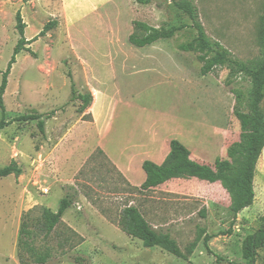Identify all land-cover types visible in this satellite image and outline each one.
<instances>
[{"label": "rangeland", "instance_id": "1", "mask_svg": "<svg viewBox=\"0 0 264 264\" xmlns=\"http://www.w3.org/2000/svg\"><path fill=\"white\" fill-rule=\"evenodd\" d=\"M185 2L197 9L206 35L233 57L246 62L261 56L258 20L264 0H0V82L19 39L17 12L26 39L36 37L26 45L29 51L16 55L3 96L9 123L0 129V168L14 160L26 175L0 177V264H19L22 215L37 234L36 251L51 254L46 264H133L127 248L134 264L246 262L243 239L264 227V147L247 207L239 208L244 192L237 182L256 121L254 86L235 66L218 64L200 74L196 53L179 48L197 35L182 9ZM53 20L56 25L39 34ZM140 23L161 31L186 27L139 46L136 37L146 33H134ZM87 92L92 101L81 109L82 100L72 97ZM261 107L264 112V100ZM238 113L251 117L246 127ZM26 115L40 118L14 120ZM103 138L107 151L124 163L145 144L166 156L178 143L190 161L209 165L214 177L185 168L161 182L165 190L132 187L98 147ZM86 146L82 157L91 154L74 176L64 157ZM71 178L74 184H67ZM24 181L30 193L20 186ZM43 187L49 188L47 195L54 187L63 196L72 193L69 187L77 193L48 236L39 231L46 207L36 199L44 195ZM23 195L31 196L24 204ZM55 202L57 209L59 199ZM128 205L157 231H168L182 250L205 229L212 235V253L202 240L188 260L157 246L144 247L138 239L125 245L118 221ZM255 264H264V248L257 250Z\"/></svg>", "mask_w": 264, "mask_h": 264}, {"label": "trees", "instance_id": "2", "mask_svg": "<svg viewBox=\"0 0 264 264\" xmlns=\"http://www.w3.org/2000/svg\"><path fill=\"white\" fill-rule=\"evenodd\" d=\"M184 12L188 15L191 20L190 27L194 28L197 35L194 39L187 43H183L179 48L183 51L196 53V58L201 62L200 74H208L215 65L220 64L223 66H235L237 73H242L248 77L254 86V99L252 103V110L256 117L255 123L252 125L253 128L247 139L246 144V162L243 167V171L239 174L238 184H240L244 198L239 204V208H244L252 204L254 199V170L255 164L259 158L262 148L264 147V112L261 104L264 100V6L258 20V45L260 47L261 56L254 57L249 61L243 62L232 56L231 52L224 47L219 41L212 40L209 38L200 23L198 18L197 9L191 2H185L182 6ZM16 30L19 34V39L13 48L12 55L7 63L5 70L2 72L0 82V129L9 123L5 121V105L3 101L4 92L7 87L8 75L12 68V65L16 62V55L21 51H29L27 44H30L36 39H26L25 37V23L22 19L20 12L16 13ZM56 25V21H49L46 23L39 34H44L47 30ZM186 27L185 24L171 25L168 30L161 31L155 27H150L144 23L137 24V28L134 31L136 36L140 35L142 29L144 32L143 37H136L135 43L139 46L149 44L159 37H170L176 30ZM150 32V33H147ZM134 34V35H135ZM133 35V36H134ZM236 73V75H237ZM74 94V91H73ZM80 98L82 100L81 109L88 107L92 101V94L87 92L85 94H77L72 99ZM242 125L245 127L251 122V117L244 113H238ZM40 118L38 115H26L14 120H28ZM39 129L43 132L44 122L39 120L37 123ZM216 166L219 161H216ZM145 170L147 171V179L140 186L135 188H150L151 186L161 183L164 179L169 176H176L180 174L185 168H190L194 171L203 172L207 177H214L211 175V168L209 165H199L193 161H190L186 150L178 143L172 146V149L168 156L165 158L161 165H155L150 162L144 164ZM21 173L16 161L12 160L8 165L0 168V177L8 175L18 176ZM72 193H67L60 201L56 212H52L48 208H44L39 221V231L44 236L50 235L55 227L61 222L62 216L65 211L73 205L76 200L77 193L73 187H69ZM201 215H205V209L200 211ZM22 221L20 223L18 231L16 257L19 264H46L51 254L48 250L44 252L36 251L33 240L37 236L36 232L28 229V223L22 215ZM264 220V217H262ZM118 227L126 235L137 238L142 241L144 247H160L161 249L173 254L174 256L188 260L189 256L193 253L197 244L200 240L208 252H211L208 241L212 235L208 234L205 229H200L197 238L191 242L185 250H182L177 241L171 236L168 231H157L154 229L148 221L144 218L139 209L134 205L125 206L120 215L118 221ZM264 248V227L259 228L251 234H248L242 241L241 254L242 258L246 261L242 264H255L257 250ZM24 251H27L28 258L25 257ZM212 253V252H211ZM217 258L221 257L216 255ZM233 264H241L233 262Z\"/></svg>", "mask_w": 264, "mask_h": 264}, {"label": "crops", "instance_id": "3", "mask_svg": "<svg viewBox=\"0 0 264 264\" xmlns=\"http://www.w3.org/2000/svg\"><path fill=\"white\" fill-rule=\"evenodd\" d=\"M90 108L92 110V107H90ZM103 141H104V138L98 143V147L109 158V160L115 165L117 170L122 174V177L125 178L126 182L132 187H140L146 181V179H147V171L145 170V167H144V164L146 162H150V163H153L155 165H161L164 162L165 158L168 156L167 154H166V156L163 155L162 151H160L161 153L156 155L155 150H153V147L145 144L144 146H146V147H141L140 151H139V153H137V155L129 157L126 160V163H124V162H121V160L119 158L114 157L113 154H111V153H109L107 151V149L105 148V145L103 144ZM81 148H76L75 147V150L72 151L73 154L70 157L69 156L68 157H64V165H65V167H67L69 170H71V174H73L74 176L81 169V167L85 163V160H87L88 156L91 154V153L88 154L86 158L82 157V154L84 153L83 150L84 149L86 150L88 148V146H86L82 150H81ZM83 159H84V161H83ZM136 159H137V162H134V160H136ZM18 167L21 170L20 175H22V176L26 175V173L24 172L23 166H21V164H20ZM68 176H69V174H68ZM71 179H72V182H70V183L68 182L67 184H74L75 179H73V178H71ZM18 180H20V177L18 178ZM20 186L23 189H25L27 192L30 193V190H31L30 183H27V185H26V183L24 181L23 183H20ZM152 187L158 188V189H161V190H165V189H163L165 187V185L161 184V183L155 184ZM41 189H42V191L46 190V192L44 193V195H42L39 198H37L36 201L40 205L45 206L46 208L51 210L52 212H56L57 209H56L55 200L59 199V201H60L66 194H64V196H63V191L61 190V192L59 193V190L57 188H55V187L51 189V193L48 194V195H47V193L49 191L48 187H43ZM53 193H55V194H57L59 196H54V195H52ZM30 197H31L30 195H25V196L23 195L22 198H21V203L22 204L26 203L27 201H29ZM84 201H86V199H84ZM71 207H69V208H71ZM64 214H63V216H64ZM100 218L102 219V217H100ZM63 219H65V218L63 217ZM125 238L128 241V244H125L127 246L130 245L131 243H134V244L135 243H140L139 241L135 240L137 238L130 237L128 235H126ZM127 250H128V252L125 253L127 255V258H129V260L132 263L133 262L136 263V261H133L134 260V259H132L133 257L132 258L128 257V256H132V252L131 253L129 252L131 250H129L128 248H127Z\"/></svg>", "mask_w": 264, "mask_h": 264}, {"label": "built area", "instance_id": "4", "mask_svg": "<svg viewBox=\"0 0 264 264\" xmlns=\"http://www.w3.org/2000/svg\"><path fill=\"white\" fill-rule=\"evenodd\" d=\"M43 192H46V190H43Z\"/></svg>", "mask_w": 264, "mask_h": 264}]
</instances>
